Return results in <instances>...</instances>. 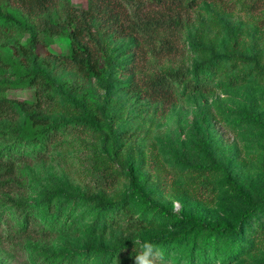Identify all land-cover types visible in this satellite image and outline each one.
<instances>
[{"label":"rangeland","instance_id":"rangeland-1","mask_svg":"<svg viewBox=\"0 0 264 264\" xmlns=\"http://www.w3.org/2000/svg\"><path fill=\"white\" fill-rule=\"evenodd\" d=\"M69 1L74 8L96 12L93 31L108 65L111 97L95 78L85 90L75 91L73 70L23 59L17 50L28 34L4 19L9 10L22 16L20 9L0 1V83L22 86L7 96L36 103L35 89L27 87L20 73L45 70L55 84L52 103L41 105L43 114L52 122L88 121L78 134L53 144L48 159L31 157L17 162L14 173L0 171L5 210L0 264H40L53 255L71 258L74 264H123L126 256L102 260L94 250L111 251L128 237L145 242L173 235L189 242L169 250L171 264H189L193 238L200 250L208 233L188 218L228 227L224 244L233 238L242 241L238 254L230 257L219 250L210 264H264V7L250 10L244 0H231L233 4L206 1L186 10L153 0H139L138 5L133 0H99L98 10L90 0ZM62 3L52 11L61 20ZM146 20L159 25L149 37L144 34L152 30L144 28ZM48 40V46L39 47L40 54L68 53L67 38ZM212 53L231 55L219 60L212 90H179L176 99L164 100L144 88L153 75L193 69ZM27 126V113L19 106L12 114L2 113L0 145L14 143L12 133ZM111 127L120 132L117 150ZM110 172L117 178L107 184L96 177ZM131 173L149 203L180 219L146 215L130 196ZM98 192L109 200L129 195V209L146 217L144 226L133 232L117 221L95 227L90 205L75 202V197ZM48 193L68 203L59 222L51 223L59 218L57 213H47ZM12 199L24 202L45 226L58 225L49 227L50 235L40 229L21 232L24 214ZM238 226L242 234L235 238L231 228Z\"/></svg>","mask_w":264,"mask_h":264},{"label":"trees","instance_id":"trees-1","mask_svg":"<svg viewBox=\"0 0 264 264\" xmlns=\"http://www.w3.org/2000/svg\"><path fill=\"white\" fill-rule=\"evenodd\" d=\"M7 5L15 6L22 16L14 15L10 10L7 11L4 17L5 20L15 22L19 29L28 34L27 42L19 47L17 50L23 59L32 57L36 61H40L47 66L55 65V68L66 67L75 72V78L71 82V87L75 91L85 90L89 81L95 78L99 81L102 88L106 90L108 97L112 96V85L108 78V65L103 56H101L100 47L101 42L97 34L93 31V21L96 12L92 10H84L74 8L69 0H63L60 7V13L64 15L61 20L53 16L52 11L57 6L59 0H0ZM94 3V7H99L97 3L99 0H90ZM136 5L139 0H133ZM157 3H164L181 9L190 10L202 2L219 1L223 4H233L231 0H153ZM243 5L248 9H259L264 7V0H244ZM93 8V7H92ZM97 8H94L95 10ZM24 17V18H23ZM141 23V22H137ZM144 28L152 29L146 32V36H151L159 29L157 21H145ZM111 27V24L109 25ZM48 36H63L69 40L67 54H52L48 53L42 55L39 53V47L48 46L51 42ZM230 54L212 53L211 57L202 60L195 64L193 69L180 67L176 70L166 72H159L153 75L146 82L145 89L155 98L164 100L176 99L179 90L182 93L187 92H208L215 87L214 74L219 60L223 58H230ZM21 76L26 77L27 87L34 88L37 96V102L32 104L26 100L16 98H9L8 91L11 89H20L22 86H12L11 84L0 83V115L2 113H14L15 107L19 106L27 113L28 126L22 131L15 130L12 135L14 143L9 145H0V171L5 170L7 173H14L16 170V163L25 159L30 160L31 157L37 159H48L49 151L53 144H55L62 137L69 134H78L82 125L88 121L82 117L74 119L72 122H52L43 114L41 105L43 103H52L53 95L52 89L54 87V80L51 75L45 70H29L26 73H20ZM81 124V125H80ZM119 133L111 127V137L118 149ZM27 149L30 151L27 152ZM101 174V177L98 175ZM96 177L104 184L109 183L117 176L110 172L108 174L100 173ZM132 190L130 196L141 205V209L147 215L148 213L156 214L173 221L180 219L176 213L166 211L160 207L149 203L146 194L142 187L136 180V177L131 173ZM114 181V180H113ZM2 184V182H0ZM54 193H48L46 209L48 214L52 216L57 213L59 218L52 219L60 221L63 216L68 203L64 200H54ZM124 196L118 200H109L104 197L102 192L92 194L90 196L80 194L75 197V202L83 201L90 205L92 217L94 219V226L104 225L107 222L117 221L123 222L126 227L132 232L144 226L145 216H136L130 209V197ZM15 207L24 214V226L21 230L23 233H30L40 229L43 233L50 235L51 228L57 226L56 224L44 225V222L38 220L39 216H34L26 204L22 201L14 199L9 200ZM0 202V218L4 217L5 210ZM195 221L204 230L207 231L208 236L202 244V248L198 250L196 238L192 240L191 254L189 264H210L216 260L219 250L225 249L227 255L235 256L240 252L241 244L236 240L230 239L228 245L224 244L228 227H220L213 224H205L201 220L188 218ZM51 227V228H49ZM233 237L238 238L242 232L241 227L231 228ZM147 241L153 243L156 247L162 250L164 254L163 264H171L170 249L182 248L184 244L189 241L181 235H173L162 239H148ZM91 245V244H90ZM167 247V249H166ZM195 249L196 255L195 256ZM140 250H137L131 239L124 238L115 245L111 251L102 248H96L94 253L102 260L115 258L116 256H126L127 261L123 264H133L134 257ZM225 261V260H223ZM40 264H74V260L68 257H58L57 255L46 257ZM76 264H92L91 262L83 261ZM178 264V263H175Z\"/></svg>","mask_w":264,"mask_h":264},{"label":"clouds","instance_id":"clouds-1","mask_svg":"<svg viewBox=\"0 0 264 264\" xmlns=\"http://www.w3.org/2000/svg\"><path fill=\"white\" fill-rule=\"evenodd\" d=\"M140 246V251L134 256L133 264H163L164 254L162 250L149 241L141 242L136 240L133 242ZM115 264H119L117 260Z\"/></svg>","mask_w":264,"mask_h":264}]
</instances>
